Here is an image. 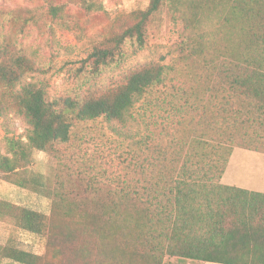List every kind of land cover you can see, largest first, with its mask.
I'll return each instance as SVG.
<instances>
[{
  "label": "trees",
  "instance_id": "16d2710c",
  "mask_svg": "<svg viewBox=\"0 0 264 264\" xmlns=\"http://www.w3.org/2000/svg\"><path fill=\"white\" fill-rule=\"evenodd\" d=\"M163 5L182 24L172 61L140 64L84 94H49L51 64L0 41V116L15 110L27 124L26 140L5 136L0 153V174L17 186L42 185L20 169L79 123L102 118L120 128L138 119L147 127L155 117L137 142L138 177L107 197L59 193L48 212L0 199V212L44 244L37 253L8 239L0 261L264 264V192L221 182L234 147L264 152V0H149L112 15L101 0H45L40 12L7 18L15 32L44 18L86 33L83 67L97 75L144 46ZM94 13L105 16L99 27Z\"/></svg>",
  "mask_w": 264,
  "mask_h": 264
},
{
  "label": "rangeland",
  "instance_id": "374dc122",
  "mask_svg": "<svg viewBox=\"0 0 264 264\" xmlns=\"http://www.w3.org/2000/svg\"><path fill=\"white\" fill-rule=\"evenodd\" d=\"M45 0H0V41L6 40L20 47L40 62L50 63L52 69L44 77L48 92L54 94H84L99 87L119 82L128 69L146 62L169 63L176 52V43L182 34V24L173 18L166 5L155 14L150 24L146 42L136 53L126 52L117 63L97 75H89L83 67L86 56V33L51 25L41 19L38 25H29L15 32L8 21L10 13L17 10L38 9ZM63 1V0H52ZM149 0H101L106 14L112 15L121 10L144 7ZM78 10V3L72 5ZM105 16L94 13L92 25L99 27ZM82 23L81 25L85 24ZM86 26L90 24L87 22ZM50 27V28H49ZM152 124L146 126L138 121H128L125 127L108 123L102 118L81 122L74 126L68 140L57 142L54 149L47 152L34 150L28 164L20 169L25 178L37 177L42 185L20 187L0 174V199L21 202L34 209L48 212L52 199L59 193H71L78 197H107L109 192L119 190L130 178L138 177L140 152L137 142L148 127L154 125L155 117H146ZM147 128V129H145ZM27 124L15 110H8L0 116V153L7 154L5 136L26 140ZM244 166V165H242ZM246 171L243 167L234 170L240 177L258 174ZM251 173V174H250ZM240 182V180H238ZM29 185V184H28ZM257 187V186H256ZM8 239H15L20 247L43 251V239L23 232L15 227L12 220L0 212V245ZM165 264H217L191 259L165 256ZM0 264H18L2 259Z\"/></svg>",
  "mask_w": 264,
  "mask_h": 264
},
{
  "label": "crops",
  "instance_id": "0c3cea01",
  "mask_svg": "<svg viewBox=\"0 0 264 264\" xmlns=\"http://www.w3.org/2000/svg\"><path fill=\"white\" fill-rule=\"evenodd\" d=\"M244 165V166H242ZM241 167L246 171L258 174V180L253 181V176L237 178L234 170ZM251 174V173H250ZM240 180V182H238ZM221 182L226 185L237 186L247 190L264 192V152L234 147L225 171L221 176ZM257 186V187H256Z\"/></svg>",
  "mask_w": 264,
  "mask_h": 264
}]
</instances>
